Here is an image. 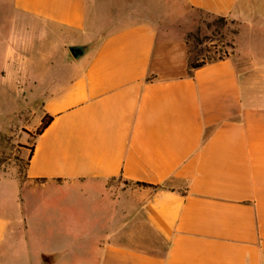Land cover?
<instances>
[{
    "label": "crops",
    "instance_id": "obj_1",
    "mask_svg": "<svg viewBox=\"0 0 264 264\" xmlns=\"http://www.w3.org/2000/svg\"><path fill=\"white\" fill-rule=\"evenodd\" d=\"M201 13L237 30L192 68ZM0 55L63 82L0 177V264H264V0H0Z\"/></svg>",
    "mask_w": 264,
    "mask_h": 264
},
{
    "label": "rangeland",
    "instance_id": "obj_2",
    "mask_svg": "<svg viewBox=\"0 0 264 264\" xmlns=\"http://www.w3.org/2000/svg\"><path fill=\"white\" fill-rule=\"evenodd\" d=\"M200 15L190 24L193 30L189 35L196 50L204 54L200 55L201 58H215L228 53L231 37L237 30L235 22L209 13ZM48 41L47 38L42 43ZM65 57L63 49L57 50L56 59ZM62 83L11 82L3 78L0 70V177H23L29 155L28 150L23 148L24 140L27 138L26 144L30 147L45 117L42 115V101ZM115 183L126 182L115 178Z\"/></svg>",
    "mask_w": 264,
    "mask_h": 264
},
{
    "label": "trees",
    "instance_id": "obj_3",
    "mask_svg": "<svg viewBox=\"0 0 264 264\" xmlns=\"http://www.w3.org/2000/svg\"><path fill=\"white\" fill-rule=\"evenodd\" d=\"M221 57V56H219ZM217 58V57H215ZM215 58H201V59H195L191 62V67L195 68V67H199L202 66L203 64H205L207 61L215 59ZM53 119V115L50 114H46L41 126L39 127L37 134L41 133L43 131V129L50 123V121Z\"/></svg>",
    "mask_w": 264,
    "mask_h": 264
},
{
    "label": "water",
    "instance_id": "obj_4",
    "mask_svg": "<svg viewBox=\"0 0 264 264\" xmlns=\"http://www.w3.org/2000/svg\"><path fill=\"white\" fill-rule=\"evenodd\" d=\"M69 48H70L73 56L75 58H79L87 50V45H85V44H76V45H70Z\"/></svg>",
    "mask_w": 264,
    "mask_h": 264
}]
</instances>
